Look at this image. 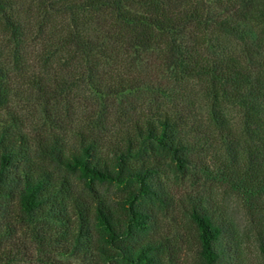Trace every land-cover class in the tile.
<instances>
[{
    "label": "trees",
    "instance_id": "trees-1",
    "mask_svg": "<svg viewBox=\"0 0 264 264\" xmlns=\"http://www.w3.org/2000/svg\"><path fill=\"white\" fill-rule=\"evenodd\" d=\"M263 200L264 0H0V264H264Z\"/></svg>",
    "mask_w": 264,
    "mask_h": 264
},
{
    "label": "rangeland",
    "instance_id": "rangeland-1",
    "mask_svg": "<svg viewBox=\"0 0 264 264\" xmlns=\"http://www.w3.org/2000/svg\"><path fill=\"white\" fill-rule=\"evenodd\" d=\"M215 1L216 0H208L212 8L215 6ZM244 32L246 34L245 36L249 44L255 42L257 33L254 28L246 26L244 28ZM240 44L241 43L238 44V41H236V39H232V38H225L222 41V47H225V50L227 51L234 50V48L238 50ZM252 46H254V44H252ZM25 102L26 101H24V103ZM216 200L222 204L219 205L221 206V208H219L220 211H222V213H224V215L227 216L228 218L233 219L234 223L240 227V234L244 247L250 252L249 256L251 260L257 263V258L255 253L256 251L252 241L250 240L251 228L247 226V216L244 213L245 209L242 206L241 197L237 194L236 191H233L230 189V187L224 185L223 187H220V190L216 194ZM263 204H264V200H263ZM16 264H42V263L33 260L28 262L19 261Z\"/></svg>",
    "mask_w": 264,
    "mask_h": 264
}]
</instances>
